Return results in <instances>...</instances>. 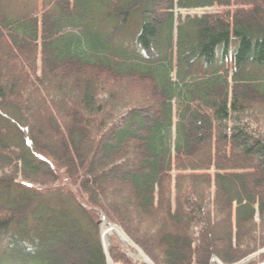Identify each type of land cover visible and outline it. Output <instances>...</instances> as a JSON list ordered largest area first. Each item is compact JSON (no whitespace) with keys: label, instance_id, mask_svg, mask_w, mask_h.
Masks as SVG:
<instances>
[{"label":"trees","instance_id":"16d2710c","mask_svg":"<svg viewBox=\"0 0 264 264\" xmlns=\"http://www.w3.org/2000/svg\"><path fill=\"white\" fill-rule=\"evenodd\" d=\"M99 213L156 264L264 246V0H0V264H107Z\"/></svg>","mask_w":264,"mask_h":264},{"label":"rangeland","instance_id":"374dc122","mask_svg":"<svg viewBox=\"0 0 264 264\" xmlns=\"http://www.w3.org/2000/svg\"><path fill=\"white\" fill-rule=\"evenodd\" d=\"M2 4L6 7V11L11 14L19 15L20 13H24L28 10L38 7L41 4V0H1ZM214 10H218L217 6L211 8H198L194 10H180V13L183 16L188 14H198L202 15L205 12H212ZM178 13L175 17H177ZM135 87H132L128 97H130L131 102H139L141 103L143 100L141 99L140 95L136 93ZM176 106H178V102H176ZM40 130V128H39ZM72 187L75 189L77 188L76 185L71 184ZM77 190V189H76ZM103 213H99L98 215V226L100 228V239L103 246V251L106 255L107 264H156V262L143 250V248L138 245L134 239L123 229L121 228L120 224L113 222L108 218H104ZM104 221L109 222L110 224L120 227L127 238H123L120 234H112L110 236L109 242L107 245L104 244L102 239V224ZM256 221L259 223L260 218L259 215H256ZM101 223V224H100ZM100 224V225H99ZM142 227V226H141ZM63 233L59 238L58 244L56 245L57 253L62 255H69V256H78L83 255L85 253L84 246L82 244L81 239L77 235V232L68 225H62ZM141 238H145V236L141 235ZM117 245V250L120 253H124L126 255L125 258H122L123 261L116 262L114 258L111 256L110 247L113 244ZM107 247V249H106ZM263 247L256 249L252 253H257L256 256L251 262L246 264H264V252L262 251ZM117 251V252H118ZM118 252V254H120ZM250 253V254H252ZM255 253V254H256ZM248 254V255H250ZM248 255H246L248 257ZM244 256L240 260L234 263H225L220 257L217 255H212L209 264H242L241 261L246 258ZM112 262V263H111ZM15 263V262H14ZM245 264V263H244Z\"/></svg>","mask_w":264,"mask_h":264},{"label":"bare ground","instance_id":"6f19581e","mask_svg":"<svg viewBox=\"0 0 264 264\" xmlns=\"http://www.w3.org/2000/svg\"><path fill=\"white\" fill-rule=\"evenodd\" d=\"M122 228V227H121ZM120 227H117V226H114L112 224H110L109 222L107 221H104L103 224H102V239H103V242L105 243V245L108 244L109 242V239H110V236L112 234H120L123 238H127V236L124 234V232L122 231ZM128 239V238H127ZM262 251L264 252V248L262 249ZM256 253V252H255ZM252 253L250 255H248V257L246 256V258H244L241 263L242 264H246V263H249L251 262L257 255V253Z\"/></svg>","mask_w":264,"mask_h":264},{"label":"water","instance_id":"95a60500","mask_svg":"<svg viewBox=\"0 0 264 264\" xmlns=\"http://www.w3.org/2000/svg\"><path fill=\"white\" fill-rule=\"evenodd\" d=\"M100 224H101V223H100ZM100 224H99V225H100ZM104 244H105V243H104ZM106 249H107V247H106ZM111 263H112V262H111ZM112 264H113V263H112Z\"/></svg>","mask_w":264,"mask_h":264}]
</instances>
